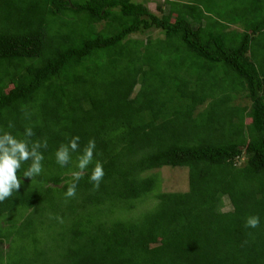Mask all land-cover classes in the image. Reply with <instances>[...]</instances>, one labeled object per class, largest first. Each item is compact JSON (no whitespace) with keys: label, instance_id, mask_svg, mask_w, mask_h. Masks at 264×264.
<instances>
[{"label":"trees","instance_id":"1","mask_svg":"<svg viewBox=\"0 0 264 264\" xmlns=\"http://www.w3.org/2000/svg\"><path fill=\"white\" fill-rule=\"evenodd\" d=\"M5 131L44 160L0 202V264H264V0H0Z\"/></svg>","mask_w":264,"mask_h":264},{"label":"clouds","instance_id":"2","mask_svg":"<svg viewBox=\"0 0 264 264\" xmlns=\"http://www.w3.org/2000/svg\"><path fill=\"white\" fill-rule=\"evenodd\" d=\"M32 135L31 128H27L25 136L31 137ZM79 139L78 136L73 138L69 141L68 145H61L56 151V162L59 165L65 166L69 163L71 159L70 151H77ZM41 146L39 143H34L30 147L28 140L18 139L7 131L0 134V202L10 197L13 191H19L21 178L18 177L17 172L21 169L23 163L31 160V164L27 171L23 173V177L32 178L41 174L43 170L42 161L44 160L43 154L39 151ZM94 149L95 141L90 140L83 154L79 157L77 167L80 171L73 173V183L67 188L65 193L66 198H72L76 195V182L82 178L83 171L93 162ZM104 175L102 163L96 162L89 177L94 187L99 188ZM246 224L250 228H257L260 224L259 216H248Z\"/></svg>","mask_w":264,"mask_h":264},{"label":"rangeland","instance_id":"3","mask_svg":"<svg viewBox=\"0 0 264 264\" xmlns=\"http://www.w3.org/2000/svg\"><path fill=\"white\" fill-rule=\"evenodd\" d=\"M149 6L152 10H156V3L149 2ZM74 22L72 21V24ZM157 34V33H155ZM162 179V190L164 191H185L189 187L188 182V169L181 167H166L160 171ZM225 210L231 209L230 204L226 200Z\"/></svg>","mask_w":264,"mask_h":264}]
</instances>
